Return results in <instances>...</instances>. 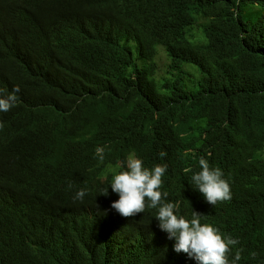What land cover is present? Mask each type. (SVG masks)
Listing matches in <instances>:
<instances>
[{
  "label": "trees",
  "instance_id": "trees-1",
  "mask_svg": "<svg viewBox=\"0 0 264 264\" xmlns=\"http://www.w3.org/2000/svg\"><path fill=\"white\" fill-rule=\"evenodd\" d=\"M0 89H18L0 154L16 156L24 186L0 196V264H140L138 246L97 249L111 231L138 232L148 264H196L172 252L153 210H108L102 193L132 152L167 165L161 188L179 214L238 241L229 259L264 264V0H0ZM200 157L230 199L194 189Z\"/></svg>",
  "mask_w": 264,
  "mask_h": 264
},
{
  "label": "clouds",
  "instance_id": "clouds-1",
  "mask_svg": "<svg viewBox=\"0 0 264 264\" xmlns=\"http://www.w3.org/2000/svg\"><path fill=\"white\" fill-rule=\"evenodd\" d=\"M162 50L159 49V52ZM155 59L159 69V60ZM16 91L18 89L5 93L0 89V112H7L14 106L17 99ZM105 150L104 146H96L95 157L99 162L105 160ZM198 163L199 171L193 172L190 176L194 189L210 205L230 199V184L223 171L219 167L210 166L204 157H200ZM110 172L109 169L104 177L97 178L93 184L97 186L107 184ZM166 172V164H153L148 167L137 154L129 153L122 166L113 171L109 184L102 193L107 195L110 186L111 199L108 210L119 220H131L151 209L155 215L157 228L170 245L172 252L186 253L196 264H238L239 254L233 255L231 259L227 255L230 246L237 244V240L223 236L212 224L202 223V214L195 211H192L190 217L179 214L176 203L168 200V192L161 188L162 177ZM12 184L23 186L16 156L0 154V196ZM85 195L86 191L80 189L75 193L74 199L82 200ZM124 244L138 246L140 264H148L146 246L138 232H108L97 249L101 252L105 249L117 251Z\"/></svg>",
  "mask_w": 264,
  "mask_h": 264
},
{
  "label": "rangeland",
  "instance_id": "rangeland-1",
  "mask_svg": "<svg viewBox=\"0 0 264 264\" xmlns=\"http://www.w3.org/2000/svg\"><path fill=\"white\" fill-rule=\"evenodd\" d=\"M132 47L134 49V52H136V48H135L134 44H132ZM161 48H163V46L159 45L158 46V50L161 49ZM158 60H159V62L161 64L160 65L161 68H163L165 66V64L168 62V59H167L165 51L162 50V51L159 52Z\"/></svg>",
  "mask_w": 264,
  "mask_h": 264
},
{
  "label": "bare ground",
  "instance_id": "bare-ground-1",
  "mask_svg": "<svg viewBox=\"0 0 264 264\" xmlns=\"http://www.w3.org/2000/svg\"><path fill=\"white\" fill-rule=\"evenodd\" d=\"M183 21V20H182ZM187 43V42H186Z\"/></svg>",
  "mask_w": 264,
  "mask_h": 264
}]
</instances>
